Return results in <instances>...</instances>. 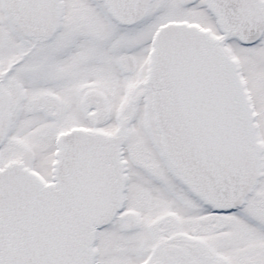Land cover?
<instances>
[{"label":"snow or ice","instance_id":"6c2138e0","mask_svg":"<svg viewBox=\"0 0 264 264\" xmlns=\"http://www.w3.org/2000/svg\"><path fill=\"white\" fill-rule=\"evenodd\" d=\"M0 264H264V0H0Z\"/></svg>","mask_w":264,"mask_h":264}]
</instances>
